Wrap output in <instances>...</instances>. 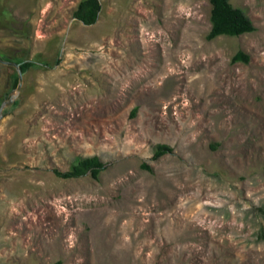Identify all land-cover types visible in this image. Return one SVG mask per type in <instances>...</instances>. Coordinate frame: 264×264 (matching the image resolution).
Here are the masks:
<instances>
[{
    "label": "rangeland",
    "instance_id": "374dc122",
    "mask_svg": "<svg viewBox=\"0 0 264 264\" xmlns=\"http://www.w3.org/2000/svg\"><path fill=\"white\" fill-rule=\"evenodd\" d=\"M80 1L0 0V55L35 64L0 119V264H264V2L208 41V0H98L90 26Z\"/></svg>",
    "mask_w": 264,
    "mask_h": 264
},
{
    "label": "trees",
    "instance_id": "16d2710c",
    "mask_svg": "<svg viewBox=\"0 0 264 264\" xmlns=\"http://www.w3.org/2000/svg\"><path fill=\"white\" fill-rule=\"evenodd\" d=\"M230 0H208L210 4V30L206 35V40L211 41L220 36L226 37H239L244 34H250L255 31L252 22L246 16L243 10L233 7ZM262 1L264 0H257ZM101 5L98 0H81L75 11L73 12V18L81 22L85 26L93 25L97 19ZM0 60L11 61V59H5L0 55ZM16 64H19V70L21 74H25L30 67L35 66L33 61H26L25 59H14ZM243 62L248 63V56L243 52H237L232 58L231 63ZM59 63V61H56ZM15 70V69H14ZM18 82V75L15 73L12 78L11 88H16ZM16 105V102L11 104L8 108L2 111V115H6L9 109H12ZM133 111L132 115H134ZM171 152V148L166 145H157L154 149L152 156L153 160H158L160 157ZM146 169L150 168L143 165ZM105 169V165L101 160L94 156L85 159L78 160L73 164L66 172H59L54 170L55 175L61 179H78L86 175H90L93 179H98L99 174ZM264 213V210H263Z\"/></svg>",
    "mask_w": 264,
    "mask_h": 264
},
{
    "label": "water",
    "instance_id": "95a60500",
    "mask_svg": "<svg viewBox=\"0 0 264 264\" xmlns=\"http://www.w3.org/2000/svg\"><path fill=\"white\" fill-rule=\"evenodd\" d=\"M0 64L5 65V66H10L12 68H14L17 72L18 75V82H17V86L14 89V91H12L9 95V98L7 100H5L1 106H0V119L2 118V111L10 106L18 97L20 91H21V87H22V74L19 70V64L16 63H12V62H7V61H2L0 60Z\"/></svg>",
    "mask_w": 264,
    "mask_h": 264
}]
</instances>
